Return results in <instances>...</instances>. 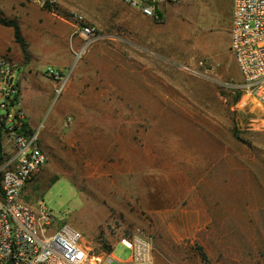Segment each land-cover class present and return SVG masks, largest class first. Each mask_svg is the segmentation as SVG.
<instances>
[{
    "label": "rangeland",
    "instance_id": "374dc122",
    "mask_svg": "<svg viewBox=\"0 0 264 264\" xmlns=\"http://www.w3.org/2000/svg\"><path fill=\"white\" fill-rule=\"evenodd\" d=\"M179 1L167 19H184L208 65L180 68L168 41L158 59L141 54L151 68L143 70L123 30L79 47L59 69L42 59L35 36H22L25 57L0 26V58L19 63L20 104L47 158L22 198L76 229L94 256L127 261L118 241L137 234L154 264H264V113L235 107L242 79L225 30L232 0ZM0 11L18 22L11 3ZM50 68L64 76L59 95ZM1 146L0 174L10 156L3 134Z\"/></svg>",
    "mask_w": 264,
    "mask_h": 264
},
{
    "label": "built area",
    "instance_id": "2783aa9c",
    "mask_svg": "<svg viewBox=\"0 0 264 264\" xmlns=\"http://www.w3.org/2000/svg\"><path fill=\"white\" fill-rule=\"evenodd\" d=\"M40 8L56 13V0H31ZM142 16L162 21V4L176 0H121ZM73 35L85 46L98 37L97 29L83 15L72 12ZM229 52L241 76L240 98L235 107L254 106L264 113V0H232ZM203 65V62H199ZM19 63L12 57L0 58V128L9 151V159L0 174V264H154L151 244L137 234L118 243L130 250L127 261H118L112 252L94 256L84 237L67 224L57 225L40 201L36 205L22 198L25 184L46 163L38 132L24 134L26 114L19 100L16 71ZM46 76L58 83L59 95L64 76L52 68ZM117 243V244H118Z\"/></svg>",
    "mask_w": 264,
    "mask_h": 264
},
{
    "label": "crops",
    "instance_id": "0c3cea01",
    "mask_svg": "<svg viewBox=\"0 0 264 264\" xmlns=\"http://www.w3.org/2000/svg\"><path fill=\"white\" fill-rule=\"evenodd\" d=\"M56 1L58 3L56 14L58 15L40 8L31 0H0L1 8L2 2L6 4L11 3L17 12L16 17L22 36H35L39 49L45 51L42 59H49L51 67L59 69L67 67L73 62L72 59L80 57L81 52L78 51L79 47L82 49L84 45L86 48L94 42L85 46L82 38L73 35L71 23L62 17L63 14L72 12L83 15L88 24L97 28L99 32L98 36L113 34L117 31L123 32V30L131 32L135 57L134 63L136 66L139 65V68L143 65V70H150L151 68H149L150 66L147 67L144 61L142 63L141 54H143V57H148L150 61L158 59L157 56L159 55L156 54L157 51L167 53L166 45L168 41L172 43L174 53L172 57L177 61L180 68L196 66L199 62L208 65L204 54L198 49V43L192 34L193 32H188L189 25L186 26L184 24V19L178 17L173 21V24L168 21L167 11L169 4L161 6L162 21L156 23L150 18L142 16L137 10L130 8L121 0ZM181 1L186 2L187 0H180L178 6H183L180 5ZM71 3L75 5L70 6L72 5ZM231 20L232 12L231 16L229 15V27L225 29L229 38L228 48ZM4 28L12 34L11 28ZM170 29L172 30L171 38L167 36V31ZM49 36H55V42L51 43L48 39ZM210 37H212L210 41L215 39V35H210ZM81 41L82 44H80ZM134 74L137 75V72ZM138 74L141 75V72ZM139 81H141L140 76ZM27 125L31 129L33 128L31 123L27 122Z\"/></svg>",
    "mask_w": 264,
    "mask_h": 264
},
{
    "label": "trees",
    "instance_id": "16d2710c",
    "mask_svg": "<svg viewBox=\"0 0 264 264\" xmlns=\"http://www.w3.org/2000/svg\"><path fill=\"white\" fill-rule=\"evenodd\" d=\"M0 26L2 27H7L12 29V35H13V40L18 46L20 47L22 53L26 57V47H25V42L23 40V37L21 35L20 27L18 22L15 19L7 18L4 17L0 11ZM22 132L24 134H31L33 132V129H31L27 123L24 124V127L22 129ZM2 130L0 128V161L3 159L2 158V146H1V138H2ZM35 176V175H34ZM33 176V177H34ZM107 250H109L107 248Z\"/></svg>",
    "mask_w": 264,
    "mask_h": 264
}]
</instances>
